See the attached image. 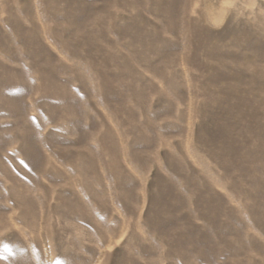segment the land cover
<instances>
[{
	"label": "rangeland",
	"instance_id": "1",
	"mask_svg": "<svg viewBox=\"0 0 264 264\" xmlns=\"http://www.w3.org/2000/svg\"><path fill=\"white\" fill-rule=\"evenodd\" d=\"M0 264H264V0H0Z\"/></svg>",
	"mask_w": 264,
	"mask_h": 264
}]
</instances>
